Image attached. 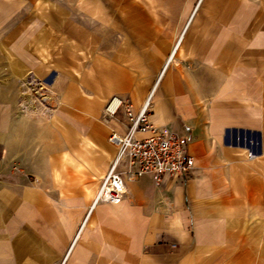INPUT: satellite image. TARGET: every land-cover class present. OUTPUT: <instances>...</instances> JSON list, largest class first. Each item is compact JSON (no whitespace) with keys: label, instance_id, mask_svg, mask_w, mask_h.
Wrapping results in <instances>:
<instances>
[{"label":"crops","instance_id":"0c3cea01","mask_svg":"<svg viewBox=\"0 0 264 264\" xmlns=\"http://www.w3.org/2000/svg\"><path fill=\"white\" fill-rule=\"evenodd\" d=\"M29 70L64 102L50 131L17 111ZM148 97L190 177L92 208L127 128L107 106ZM263 209L264 0H0V264L224 262Z\"/></svg>","mask_w":264,"mask_h":264},{"label":"built area","instance_id":"2783aa9c","mask_svg":"<svg viewBox=\"0 0 264 264\" xmlns=\"http://www.w3.org/2000/svg\"><path fill=\"white\" fill-rule=\"evenodd\" d=\"M121 106L127 128L124 133L111 131L108 136L116 154L101 178L92 208L124 202L129 181L150 176L160 184L165 178L187 179L194 169V159L188 151L190 136L155 126L151 121V97L137 112L130 102L113 100L106 108L107 115H116Z\"/></svg>","mask_w":264,"mask_h":264},{"label":"rangeland","instance_id":"374dc122","mask_svg":"<svg viewBox=\"0 0 264 264\" xmlns=\"http://www.w3.org/2000/svg\"><path fill=\"white\" fill-rule=\"evenodd\" d=\"M58 95L57 90L53 88L48 79L40 77L33 70H29L18 84L17 111L27 117L29 120L28 125L35 122L37 126L50 131L55 125V116L64 107V102ZM51 143L52 139L45 135L43 151L45 162L56 153L50 148ZM22 169L23 173L34 180L30 177V170L27 171V168ZM12 174H20L19 169L12 168ZM248 217L245 219L248 223L242 224L241 228L238 224V230H235V233L242 237L241 243L245 244L229 248L227 252L229 259L227 261H216L211 264H264V209L261 213L257 212Z\"/></svg>","mask_w":264,"mask_h":264},{"label":"bare ground","instance_id":"6f19581e","mask_svg":"<svg viewBox=\"0 0 264 264\" xmlns=\"http://www.w3.org/2000/svg\"><path fill=\"white\" fill-rule=\"evenodd\" d=\"M118 100V99H117ZM99 190V189H98Z\"/></svg>","mask_w":264,"mask_h":264}]
</instances>
